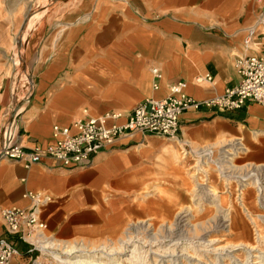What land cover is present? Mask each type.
<instances>
[{
    "label": "crops",
    "instance_id": "obj_1",
    "mask_svg": "<svg viewBox=\"0 0 264 264\" xmlns=\"http://www.w3.org/2000/svg\"><path fill=\"white\" fill-rule=\"evenodd\" d=\"M60 7L38 14L28 30L29 20L22 30L24 21L6 22L0 15V146L1 129L14 112L9 64L14 47L31 86L16 120L15 142L46 148L55 143L53 126L109 112L124 115L117 121L123 124L137 104L165 99L168 87L181 81L195 100L221 95L239 81L236 59L255 55L264 33V0H77ZM152 67L161 73L157 90ZM206 75L210 81H195ZM179 127L178 137L190 147L236 139L264 156V109L256 103L234 112L187 111ZM176 152L175 141L137 134L85 168L46 159L26 169L0 159V212L28 207L30 192L46 194L52 200L40 212L45 234L63 243L99 242L133 222L169 220L187 199L186 163ZM0 238L20 252L11 264H32L35 252L27 253L26 244L6 234L1 214Z\"/></svg>",
    "mask_w": 264,
    "mask_h": 264
},
{
    "label": "rangeland",
    "instance_id": "obj_2",
    "mask_svg": "<svg viewBox=\"0 0 264 264\" xmlns=\"http://www.w3.org/2000/svg\"><path fill=\"white\" fill-rule=\"evenodd\" d=\"M76 1L0 0V10H2L0 15L6 19V22L9 21L8 19H19V22H23L30 17L27 25L28 30L33 25L31 15L39 13L40 16L44 12L46 14L55 13L62 8L60 5ZM16 31H19L18 28ZM16 39L14 37V41ZM9 64L11 65V80L16 83L14 88L18 93L20 91L23 93L22 85L28 75L23 72L22 57L16 47L9 54ZM235 140L222 142L215 146H189L185 158L176 146L178 157L182 160L181 162L186 163L187 179L184 188L187 192L185 193L187 199L181 203L179 212L169 220L157 221L149 218L133 222L117 237L99 242L63 243L50 238L48 242L59 244L60 250H41V255L35 252L33 260L38 255L37 261L41 264H58L52 258L51 253L60 254L64 251L61 250L62 246L68 245V250L82 247L87 254L92 255L91 257H102L101 261L104 262L115 258L121 264H264V238L258 242L256 235V233H260L264 237V222L257 218V214L264 215V205L256 206L254 189L252 188L253 192L251 188L242 190L244 197H241L244 200L241 206L232 197V194H236V179H222L217 163H211L215 167L208 163L204 166L200 165L201 159L206 161L205 159L208 157H199L198 153L212 150L218 157V153L231 152L233 148H236L238 141ZM240 142L246 150L242 151L240 156L232 157L231 163L233 167L235 166L234 169L229 170L228 165H224L230 176L236 174L241 177L246 170L245 164L247 163L264 162V156L258 157V153L254 149L250 148L243 140ZM202 168H204L203 172H201ZM225 185H229L230 194L225 192L227 191ZM209 188H211V193L207 192ZM224 213L225 215H223ZM224 219L226 223H224ZM122 243L128 246H124ZM134 247L138 248L137 254L142 259V261L135 260L139 263L127 260L130 257H128L130 252L127 253V251ZM76 255L79 254H73L71 258ZM62 258H64L63 255ZM63 260H68V258Z\"/></svg>",
    "mask_w": 264,
    "mask_h": 264
},
{
    "label": "built area",
    "instance_id": "obj_3",
    "mask_svg": "<svg viewBox=\"0 0 264 264\" xmlns=\"http://www.w3.org/2000/svg\"><path fill=\"white\" fill-rule=\"evenodd\" d=\"M244 43L248 46L251 39L247 38ZM256 45H259V51L255 55L236 59L235 68L239 81L236 86L226 89L221 95L202 101L195 100L185 93L186 83L181 81L168 87L169 92L165 99H145L137 104L125 116L126 120L123 124H118L117 121L124 115L109 112L98 118L74 120L69 127L53 126L52 137L55 143L46 148H25L15 142L17 138L16 120L22 110L21 104L28 100L31 93L29 82L28 89L20 96L11 91L13 119L1 129L0 159L22 163L26 169L46 159L55 161L64 168H85L90 166L93 159L102 151L122 140L132 139L137 134H149L175 141L180 154L185 158L189 144L178 137L179 121L183 113L198 111L200 108L234 112L240 110L246 102L256 103L264 109V33L262 40ZM150 72L153 77L152 88L157 90L161 73L157 67H152ZM202 80L210 81L211 77L206 75L204 78H196L195 81L201 82ZM241 147L242 143L237 142L236 156L242 154ZM200 155L201 153H198V156ZM219 156L225 157L223 154ZM245 165L247 167L245 166L246 170L242 176L248 175V180L243 181L242 176L235 178L236 194H232V197L242 206V190L250 184L255 191L257 205L263 206L264 162ZM225 188L227 190L225 192L230 194L229 185H225ZM27 197L28 207L5 208L0 212L1 220L7 235L17 237L19 242L28 246L27 253L37 252L41 255L39 245L48 242L50 237L45 234L46 224L41 221L40 212L51 202L52 198L36 192L28 193ZM256 235L258 242L264 238L260 233ZM19 256L20 252L14 242L0 238V264H11ZM37 260L38 255L35 256L32 264H39Z\"/></svg>",
    "mask_w": 264,
    "mask_h": 264
},
{
    "label": "bare ground",
    "instance_id": "obj_4",
    "mask_svg": "<svg viewBox=\"0 0 264 264\" xmlns=\"http://www.w3.org/2000/svg\"><path fill=\"white\" fill-rule=\"evenodd\" d=\"M38 14L39 13H35V14L31 15L32 23H34L35 18L37 17ZM29 19H30V17H29ZM20 57H21V52H20ZM26 82H27V85H29L28 76L26 78ZM15 85H16V83L13 82L12 91H13L14 94L16 93L18 95L19 93L14 88ZM22 90H23V92L25 91V89L23 88V85H22ZM240 150L245 151V147H243V145H242ZM237 151H238L237 148H233L231 150L232 153L229 152V151H222V152L218 153V157L214 154V152L212 150L203 151V153H201V155L199 157L205 156V157H208V158L205 159L206 161H204V160L202 161V159H201L200 165L204 166V165H207L206 163H208V165H211V166L215 167L211 163H217V164H219L218 171H219V175H220L221 178H223L224 180L227 179V178H233V179L239 178L238 176H236V174L231 175V176H230V174L226 175V173H228L229 171L227 172L226 168H224V165H228V169L229 170L234 169L235 166L233 167L231 162L233 161L232 157L236 156ZM221 154H223L225 157L219 156ZM199 171H201V170H199ZM203 171H204V168H202L201 172H203ZM241 178H242L243 181H247L248 180V175H243ZM203 186H205V185H203ZM246 186H248L247 188H251L252 189V186L250 184H248ZM207 192L211 193L212 192L211 188H209V190ZM252 192H253V189H252ZM243 197H244V192H243ZM243 200H244V198H242V201ZM255 204L257 206L256 201H255ZM223 215H225V213ZM223 218H224V216H223ZM257 218L259 220L264 221V215L257 214ZM224 223H226L225 219H224ZM122 245L128 246L125 243H122ZM68 247H69L68 245H63L61 250H64V251H62L60 254L59 253H51L52 254V258L58 264H121L119 262V260H117L115 258L108 259V262H104V261H101L102 257L101 258H95L94 256L91 257L92 255L91 254H87L85 252V249H83L82 247H80V248L79 247L78 248H70L69 250H68ZM59 248H60V245L59 244H55L54 242H48L47 244L43 242V243H41L39 245V249L42 250V251H47V249L60 250ZM129 252H130V254L128 255V257L129 256L130 257L127 259L128 261L133 262V263H139V262H135V260H137V259H139V261H142L140 256H138V254H137L138 248L134 247L132 250H128L127 251V253H129ZM73 254H79V255H76L75 257L71 258V255H73ZM135 254H137V255H135ZM62 255L64 256V258H62ZM67 258H68V260H63V259H67ZM39 264H41V263H39Z\"/></svg>",
    "mask_w": 264,
    "mask_h": 264
},
{
    "label": "water",
    "instance_id": "obj_5",
    "mask_svg": "<svg viewBox=\"0 0 264 264\" xmlns=\"http://www.w3.org/2000/svg\"><path fill=\"white\" fill-rule=\"evenodd\" d=\"M27 22H28V19H25V20H24V26H23L22 30L25 28V25H27ZM18 47H19V46H18ZM23 72H25V71L23 70Z\"/></svg>",
    "mask_w": 264,
    "mask_h": 264
}]
</instances>
